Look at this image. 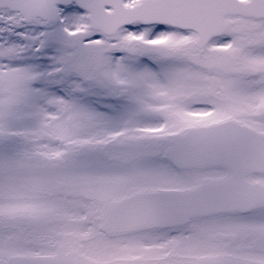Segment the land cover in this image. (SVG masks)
Here are the masks:
<instances>
[{
    "label": "snow or ice",
    "instance_id": "snow-or-ice-1",
    "mask_svg": "<svg viewBox=\"0 0 264 264\" xmlns=\"http://www.w3.org/2000/svg\"><path fill=\"white\" fill-rule=\"evenodd\" d=\"M0 264H264V0H0Z\"/></svg>",
    "mask_w": 264,
    "mask_h": 264
}]
</instances>
